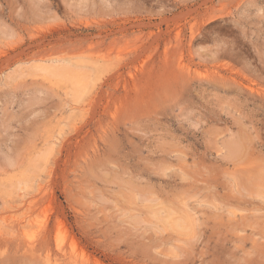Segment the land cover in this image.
<instances>
[{"label": "rangeland", "instance_id": "rangeland-1", "mask_svg": "<svg viewBox=\"0 0 264 264\" xmlns=\"http://www.w3.org/2000/svg\"><path fill=\"white\" fill-rule=\"evenodd\" d=\"M263 180L264 0H0V264H264Z\"/></svg>", "mask_w": 264, "mask_h": 264}, {"label": "bare ground", "instance_id": "bare-ground-1", "mask_svg": "<svg viewBox=\"0 0 264 264\" xmlns=\"http://www.w3.org/2000/svg\"><path fill=\"white\" fill-rule=\"evenodd\" d=\"M51 59V58H50ZM61 59V58H60ZM52 62V61H51ZM56 62V61H55ZM75 66V65H74ZM71 64L68 63H51L48 66H45L44 69L45 71H43V65H42V71L44 72H48L49 74H53L55 76L60 77L62 79H67L71 84H73V89H75V92H79L77 94V96L81 95V91L83 90V86L82 89L80 91V85H81V78L76 75L75 70L76 68ZM41 67V66H40ZM78 68V66H76ZM39 69V67H38ZM87 80V79H86ZM88 87V86H87ZM85 87V88H87ZM89 89V88H88ZM81 98V97H80ZM80 100V99H79ZM78 100V101H79ZM82 104V103H81ZM259 173V172H258ZM260 180V179H259ZM248 181V180H247ZM264 181V180H263ZM251 182V181H250ZM185 220V219H184ZM182 225V224H181ZM44 226V225H43ZM75 240V239H74ZM73 242V241H72ZM78 243L77 241H74V244ZM62 247V246H61Z\"/></svg>", "mask_w": 264, "mask_h": 264}]
</instances>
